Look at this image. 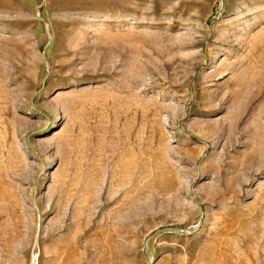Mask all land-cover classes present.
<instances>
[{
  "label": "rangeland",
  "instance_id": "obj_1",
  "mask_svg": "<svg viewBox=\"0 0 264 264\" xmlns=\"http://www.w3.org/2000/svg\"><path fill=\"white\" fill-rule=\"evenodd\" d=\"M0 264H264V0H0Z\"/></svg>",
  "mask_w": 264,
  "mask_h": 264
}]
</instances>
